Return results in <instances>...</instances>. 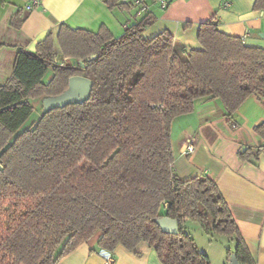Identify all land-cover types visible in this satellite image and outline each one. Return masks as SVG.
<instances>
[{
	"label": "trees",
	"instance_id": "1",
	"mask_svg": "<svg viewBox=\"0 0 264 264\" xmlns=\"http://www.w3.org/2000/svg\"><path fill=\"white\" fill-rule=\"evenodd\" d=\"M105 3L141 17L124 23L119 37L105 27L92 33L61 24L34 51L16 48L0 85V264H57L97 233L95 251L145 243L161 264H210L192 224L228 258L254 264L216 184L173 172L171 124L214 100L232 117L264 89V49L222 33L213 17L198 25V49L188 50L168 31L147 38L155 21L149 12ZM21 23L18 14L10 19L14 29ZM74 75L91 80L89 99L40 113L21 130L30 101L61 94ZM255 131L264 138V123ZM263 150L237 156L247 161ZM162 217L177 222V234L161 230Z\"/></svg>",
	"mask_w": 264,
	"mask_h": 264
},
{
	"label": "crops",
	"instance_id": "2",
	"mask_svg": "<svg viewBox=\"0 0 264 264\" xmlns=\"http://www.w3.org/2000/svg\"><path fill=\"white\" fill-rule=\"evenodd\" d=\"M31 1L0 0V85L12 73L16 48L34 51L49 33L55 37L61 24L92 33L105 27L113 37H119L124 23H134L141 17L134 9L111 10L105 0H39L37 8L27 11ZM255 1L168 0L167 7L161 9L156 0H147L148 12L155 21L144 35L152 38L168 31L188 50L198 49V25L214 17L222 33L241 38L248 47L264 49V4L256 8ZM16 14L22 21L19 29L10 26ZM263 123L264 89L251 95L230 118L214 100L197 102L192 113L176 117L171 124L173 172L182 180L205 176L216 184L254 264H264V150L247 161L237 154L244 149L255 153L264 148V138L255 131ZM189 144L193 151L183 155ZM191 227L200 231L193 224ZM97 239L94 236L81 243L57 264H104L101 250H94ZM217 244L219 248L212 250L209 244L202 253L210 264L213 254L216 264H229L226 248ZM229 247L232 251L233 243ZM111 255L114 264H161L145 243L134 251L117 246Z\"/></svg>",
	"mask_w": 264,
	"mask_h": 264
},
{
	"label": "water",
	"instance_id": "3",
	"mask_svg": "<svg viewBox=\"0 0 264 264\" xmlns=\"http://www.w3.org/2000/svg\"><path fill=\"white\" fill-rule=\"evenodd\" d=\"M92 82L90 79L74 75L68 79V86L61 94L43 98L41 101V113L45 114L54 109H61L67 105H80L86 102L91 93ZM3 170L0 165V172ZM157 224L161 230L167 234L175 235L178 233L177 222L173 219L162 217L158 219ZM229 264H241L237 261L234 253L229 257Z\"/></svg>",
	"mask_w": 264,
	"mask_h": 264
},
{
	"label": "rangeland",
	"instance_id": "4",
	"mask_svg": "<svg viewBox=\"0 0 264 264\" xmlns=\"http://www.w3.org/2000/svg\"><path fill=\"white\" fill-rule=\"evenodd\" d=\"M51 77V70L48 69V72L47 74L45 75L44 77V80L45 81H48ZM42 101V100H41ZM41 101L40 100H31V104L33 106V112L31 114V116L27 119V121L23 124V126L21 127V130L22 129H26L27 127L30 126V124L39 116V114L41 113ZM198 226V225H196ZM191 233V236L193 237L197 247H198V250L203 252L207 249L208 245L211 244V249L214 250L215 248H219V245L217 244V242H208V239L207 237L202 233V231H190ZM95 236H98V233L95 234ZM207 239V240H206ZM220 240H222L224 242V238H221ZM209 248V249H210ZM209 250L210 252L212 250ZM60 250V247H58L56 249L55 252H58ZM216 258H214V254L212 256V261H211V264H216L217 262H215Z\"/></svg>",
	"mask_w": 264,
	"mask_h": 264
},
{
	"label": "built area",
	"instance_id": "5",
	"mask_svg": "<svg viewBox=\"0 0 264 264\" xmlns=\"http://www.w3.org/2000/svg\"><path fill=\"white\" fill-rule=\"evenodd\" d=\"M118 1L138 8L140 13H146L149 10V7L147 5V0H118ZM156 1L159 4L161 9H165L168 5V0H156ZM228 5L229 4L227 3L225 4V6H228ZM38 6H39V0H32L31 3L26 6V10L30 11L34 8H37ZM192 151H193V146L189 144V145H186L182 154L188 155ZM100 256L103 258L104 264H114L111 252L101 250Z\"/></svg>",
	"mask_w": 264,
	"mask_h": 264
}]
</instances>
